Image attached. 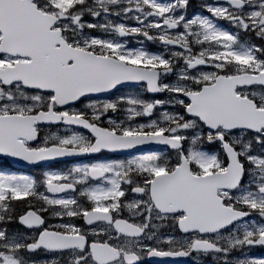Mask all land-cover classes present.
<instances>
[{"label": "snow or ice", "instance_id": "6c2138e0", "mask_svg": "<svg viewBox=\"0 0 264 264\" xmlns=\"http://www.w3.org/2000/svg\"><path fill=\"white\" fill-rule=\"evenodd\" d=\"M157 258L264 264V0H0V264Z\"/></svg>", "mask_w": 264, "mask_h": 264}, {"label": "water", "instance_id": "95a60500", "mask_svg": "<svg viewBox=\"0 0 264 264\" xmlns=\"http://www.w3.org/2000/svg\"><path fill=\"white\" fill-rule=\"evenodd\" d=\"M14 167H17V168H21L19 165H13ZM24 168H26V167H24Z\"/></svg>", "mask_w": 264, "mask_h": 264}, {"label": "flooded vegetation", "instance_id": "af4514ba", "mask_svg": "<svg viewBox=\"0 0 264 264\" xmlns=\"http://www.w3.org/2000/svg\"><path fill=\"white\" fill-rule=\"evenodd\" d=\"M182 259H183V258H182ZM178 261H182V260H181V258H179V260H178Z\"/></svg>", "mask_w": 264, "mask_h": 264}]
</instances>
